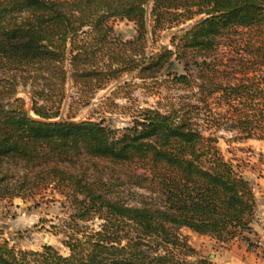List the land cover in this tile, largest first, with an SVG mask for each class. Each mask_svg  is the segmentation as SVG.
I'll use <instances>...</instances> for the list:
<instances>
[{
  "label": "trees",
  "instance_id": "16d2710c",
  "mask_svg": "<svg viewBox=\"0 0 264 264\" xmlns=\"http://www.w3.org/2000/svg\"><path fill=\"white\" fill-rule=\"evenodd\" d=\"M147 15L152 34L198 19L147 54ZM115 18L133 22L136 35L113 37ZM85 47L121 49L97 67L102 49ZM132 73L164 76L183 94L165 111L140 109L120 129L63 119L49 105L68 78L85 86ZM21 86H30L29 108ZM221 128L264 141V0H0V200L49 182L71 207L59 228L68 255L0 239V264H212L187 260L196 251L180 231L227 243L252 231L257 205L217 146L211 131ZM82 156L129 170L145 193L128 203L118 178L76 169Z\"/></svg>",
  "mask_w": 264,
  "mask_h": 264
},
{
  "label": "rangeland",
  "instance_id": "374dc122",
  "mask_svg": "<svg viewBox=\"0 0 264 264\" xmlns=\"http://www.w3.org/2000/svg\"><path fill=\"white\" fill-rule=\"evenodd\" d=\"M198 18L180 25H171L151 33V18L146 17L148 24L147 54L161 47H170L172 35L179 34ZM109 25L115 38L128 40L136 35L135 24L126 19H111ZM226 41L221 46V53L226 55L229 64L234 61L235 54ZM88 51L102 49L97 55V67L109 66L121 47H85ZM98 53V51H97ZM180 71V69H179ZM183 91L170 87L161 76L157 79H140L136 73L122 74L113 79L108 75L89 85L76 84L68 78L59 94L51 95L50 104L59 108L60 117L73 121L88 119L102 120L113 129L128 126L133 116L143 108H155L165 111ZM17 97L24 100L25 107H30V86H21ZM32 114V113H31ZM217 138V146L223 158L232 163L240 174L247 179L256 197V212L251 224L252 231L244 232L227 243L215 238L200 235L189 229H182L180 234L187 238L188 244L196 251L187 257L189 261L206 258L212 264H264V141L255 139H236V132L231 128L212 130ZM75 167L88 175L115 179L123 191L128 203H135V193L145 190L135 186L130 180L129 170L113 168L109 164L89 157H80ZM134 179V178H133ZM63 188H54L39 182L25 198L0 200V239L23 250L40 251L44 246L56 248L62 255H68L63 245L64 235L60 231L62 220L71 211ZM100 222L94 220L88 225L96 228Z\"/></svg>",
  "mask_w": 264,
  "mask_h": 264
}]
</instances>
